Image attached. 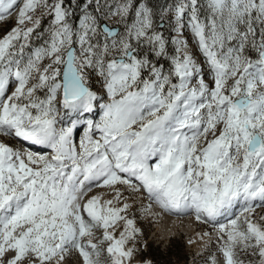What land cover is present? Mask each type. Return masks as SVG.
Here are the masks:
<instances>
[{
    "label": "snow or ice",
    "instance_id": "snow-or-ice-1",
    "mask_svg": "<svg viewBox=\"0 0 264 264\" xmlns=\"http://www.w3.org/2000/svg\"><path fill=\"white\" fill-rule=\"evenodd\" d=\"M17 10L0 38V264H132L119 185L214 225L264 200V0H0V21ZM45 15L48 39L25 56ZM93 184L113 199L82 203ZM238 221L218 224L214 264H264V224Z\"/></svg>",
    "mask_w": 264,
    "mask_h": 264
},
{
    "label": "rangeland",
    "instance_id": "rangeland-1",
    "mask_svg": "<svg viewBox=\"0 0 264 264\" xmlns=\"http://www.w3.org/2000/svg\"><path fill=\"white\" fill-rule=\"evenodd\" d=\"M113 2V0H109ZM156 7H161L165 4H171L172 0H153ZM44 9H39L35 13H32L33 19H40L41 13ZM18 13L12 14L5 20L0 21V38H3L8 32L14 27H17ZM111 25L119 24L118 18H112L107 21ZM50 19L45 15L40 22L39 27L31 34L28 40V46L25 47V56L36 47L41 46L47 39L48 33L46 29L49 27ZM23 27H33V24L27 23ZM186 37L190 43L188 46L190 50L195 49V43L193 41L190 31L185 29ZM165 37L169 41L168 51L170 54L174 53V49L178 46L171 43V40L176 37L175 31L170 27L165 26ZM23 43V41H21ZM187 43V44H189ZM198 55V54H197ZM98 88L99 85H96ZM97 120L99 119L96 118ZM79 140L83 136V132L79 133ZM209 138L211 136L209 135ZM78 140V143H79ZM7 142L17 148V140L8 139ZM120 192L122 193L121 202L127 203L129 205V210L127 216L134 220L135 228L138 230L137 237L134 241L128 243V247L135 246L137 251L135 253L134 262L141 264L143 261H152V264H214V258H219V242L217 237L219 235L218 224H213L210 222H204L202 220L195 219L197 233L202 235L214 234L216 238L213 239V243L203 251L199 252L195 246L191 243L192 235H187L186 233H178L173 235L169 240L164 239L160 233H158V216H153L150 212L151 207H149V201L140 193L134 192L131 188L127 186L119 185ZM107 190V194L110 199H113L115 193L111 188H94L89 194L94 196L98 192ZM144 197V198H143ZM252 210L250 213L243 212V209L248 207L247 205H241L237 209V216L232 219L239 217V223L243 226V222L246 216H250L253 222L258 224H264V202L259 205L252 204ZM242 209V210H241ZM241 211V212H240ZM230 220V219H229ZM229 220H222L220 223H227ZM123 230V229H122ZM119 235V232L116 233ZM96 238L102 237V230H97L95 233ZM101 248H106V245H101ZM102 264H109L106 253H102L100 258ZM240 259L244 261V264H260L258 258L252 255L250 252L241 253Z\"/></svg>",
    "mask_w": 264,
    "mask_h": 264
},
{
    "label": "bare ground",
    "instance_id": "bare-ground-1",
    "mask_svg": "<svg viewBox=\"0 0 264 264\" xmlns=\"http://www.w3.org/2000/svg\"><path fill=\"white\" fill-rule=\"evenodd\" d=\"M14 13H18V10L14 11L12 14ZM179 39L182 40V36L181 38L179 37ZM79 137H80L79 133L74 134V140L77 142V144H78ZM17 144L19 145L20 141L17 140ZM18 145H17V148H20L18 147ZM23 145H24L23 147L26 150H32V151H36L37 148L39 147V146H32L31 148H29L28 142H25V144ZM91 187H92V190H94V188H101V187L95 186V184H93ZM92 197H96L99 200L101 205H103L107 200H109L107 190H104V191L98 192L94 196H91L88 192L87 195L84 196L82 203L86 202L88 199ZM261 202H264V200L257 198L251 201L250 204L259 205ZM241 205L243 206L247 204H245L243 201L238 202L233 207V209L234 208L238 209ZM150 212L153 214V216H158V219H159L158 224H157L158 233H160L161 236L166 240H169L175 234L186 233L187 235H192V241L190 244L195 246L199 252H203L209 247V245H211V243H213V239L216 238L214 234L202 235L200 233H197L196 224H195L196 216L194 213H180V214L161 213V212L156 211L155 207H151ZM220 222H222L221 217L218 218L217 223H220ZM134 226H135V222H134ZM122 229H123V222L121 221L117 223L114 229H110V231H114V234L116 235V233L118 232L120 233ZM116 236L118 237L119 235H116ZM216 259H218V257H215L214 261ZM134 260L132 264H137L136 262H134Z\"/></svg>",
    "mask_w": 264,
    "mask_h": 264
}]
</instances>
